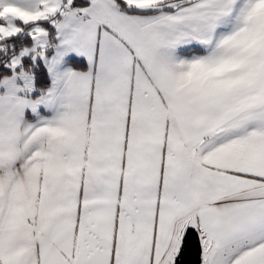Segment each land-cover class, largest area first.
Listing matches in <instances>:
<instances>
[{
	"label": "snow or ice",
	"instance_id": "6c2138e0",
	"mask_svg": "<svg viewBox=\"0 0 264 264\" xmlns=\"http://www.w3.org/2000/svg\"><path fill=\"white\" fill-rule=\"evenodd\" d=\"M0 264H264V0H0Z\"/></svg>",
	"mask_w": 264,
	"mask_h": 264
}]
</instances>
